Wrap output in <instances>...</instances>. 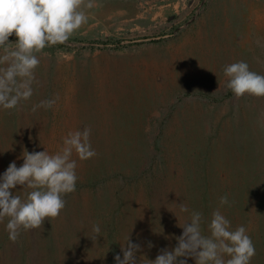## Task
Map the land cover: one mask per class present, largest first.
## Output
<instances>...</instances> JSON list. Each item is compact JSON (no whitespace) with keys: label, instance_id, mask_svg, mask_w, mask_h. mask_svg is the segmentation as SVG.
Returning a JSON list of instances; mask_svg holds the SVG:
<instances>
[{"label":"rangeland","instance_id":"obj_1","mask_svg":"<svg viewBox=\"0 0 264 264\" xmlns=\"http://www.w3.org/2000/svg\"><path fill=\"white\" fill-rule=\"evenodd\" d=\"M94 2L66 44L38 54L31 99L0 108V176L25 149L55 154L84 125L97 155L73 153L76 191L59 217L16 243L0 222V264H115L128 237L141 245L138 264H151L192 211L210 235L218 207L232 230L246 227L251 264H264V97H235L223 71L245 61L264 75V0ZM29 191L12 190L22 200Z\"/></svg>","mask_w":264,"mask_h":264},{"label":"clouds","instance_id":"obj_2","mask_svg":"<svg viewBox=\"0 0 264 264\" xmlns=\"http://www.w3.org/2000/svg\"><path fill=\"white\" fill-rule=\"evenodd\" d=\"M94 7V0H0V108L17 109L31 99L35 70L41 62L38 54L46 47L66 44L88 23L86 10ZM13 34L17 38L14 48L9 47ZM223 71L235 97H264V75L251 71L247 62L226 65ZM57 99L42 100L33 105L32 111L52 109ZM90 137L91 128L84 125L81 130L69 132L55 154H49L47 149H25L21 166L15 161L9 164L0 176V222L8 218L10 241L16 243L22 231L39 229L46 219L59 217L66 207L64 197L76 191L77 162L72 159L73 153L81 161L97 155ZM18 185L31 189L26 200L13 194ZM229 203L226 195L219 198L221 207ZM180 211L189 209L181 205ZM202 223L203 214L192 211L189 221L178 224L183 232L176 237L177 245L171 250L160 249L151 264H188V258L195 264H251L256 248L245 226L232 230L230 220L219 207L207 225L210 235L202 233ZM93 232V240L101 235L98 224L93 226ZM140 250L141 245L128 237L126 245L121 246L122 258L119 253L114 257L115 264H138Z\"/></svg>","mask_w":264,"mask_h":264},{"label":"trees","instance_id":"obj_3","mask_svg":"<svg viewBox=\"0 0 264 264\" xmlns=\"http://www.w3.org/2000/svg\"><path fill=\"white\" fill-rule=\"evenodd\" d=\"M119 43V41H117Z\"/></svg>","mask_w":264,"mask_h":264}]
</instances>
